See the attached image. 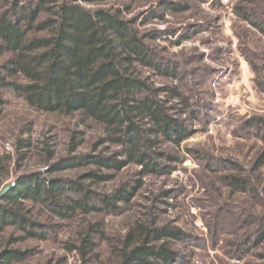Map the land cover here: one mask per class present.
Listing matches in <instances>:
<instances>
[{
    "label": "rangeland",
    "instance_id": "374dc122",
    "mask_svg": "<svg viewBox=\"0 0 264 264\" xmlns=\"http://www.w3.org/2000/svg\"><path fill=\"white\" fill-rule=\"evenodd\" d=\"M64 1L90 11L120 9L125 20L135 23L159 62L177 67L181 81L161 78L152 70L142 73L154 88L177 86L188 98L190 109L182 118L188 120L185 124L191 135L179 148L164 146L180 158L169 175L144 177L141 188L128 202L117 203L115 210L87 214L78 210L61 217L50 207L25 201L27 218L40 226L35 230L37 237L6 227L0 232V255L5 251L26 254L11 264H120L128 233L137 227H171L180 232L179 238L165 240L166 247L176 253L171 264H264V248L249 249L240 259L235 249L236 242L264 220V145L258 129L247 124L256 117L264 119V94L256 87V81H264V33L237 14L238 8H246L258 17L257 24L264 31V0ZM32 3L5 0L0 11ZM8 58L9 54H0V69ZM74 131L84 134L72 152ZM101 138V128L82 125L78 115L34 111L22 97L0 88L1 186L7 182L16 186L20 177L36 174L63 181L68 196L75 200L81 199V194L70 191L80 185L99 207V198L123 186L134 187L139 170L130 165L108 173L81 161L108 157L116 151L111 145H100ZM19 141L29 148L17 149ZM186 149L198 150L203 158L194 159ZM222 161L235 166L226 167ZM73 163L78 164L67 167ZM92 172L111 174L112 179L93 183L88 178ZM228 174L245 177L257 192L232 191L222 181ZM237 209L241 215L234 219ZM242 215L251 225L237 228ZM86 237L92 249L83 256L76 248Z\"/></svg>",
    "mask_w": 264,
    "mask_h": 264
},
{
    "label": "trees",
    "instance_id": "16d2710c",
    "mask_svg": "<svg viewBox=\"0 0 264 264\" xmlns=\"http://www.w3.org/2000/svg\"><path fill=\"white\" fill-rule=\"evenodd\" d=\"M4 1L0 0V7ZM238 9V17L264 33L255 14H249L246 8ZM134 24L122 17L120 9L90 11L64 0H33L28 7L0 11V54H9L0 69V88L22 97L34 111L78 115L82 125L89 123L101 128L99 144L111 145L116 151L108 157L82 158L87 165L108 173H118L130 165L139 168L134 187L123 186L99 198V207L91 202V193L78 184L70 191L81 194V199L75 200L68 196L69 188L61 180H46L36 174L20 177L17 185L0 198V232L15 227L27 237H37L35 230L40 226L24 212L27 200L50 207L61 217H69L78 210L86 214L100 209L115 210L117 203L128 202L134 191L141 188L144 177L169 175L172 164L179 163L174 150L164 146L179 148L190 137L185 124L188 120L182 118L190 103L177 86L154 88L142 70H152L171 81H181L182 76L174 65L159 62ZM256 82L257 89L264 94V81ZM192 115L195 116L194 112ZM247 124L258 129L257 136L264 145V119L256 117ZM83 134L72 133L70 151L77 150ZM27 148L26 142L17 143V149ZM186 153L194 159L203 158L198 150L186 149ZM222 162L226 167L235 166L230 161ZM88 178L100 183L110 181L112 175L92 172ZM222 181L232 191L247 195L257 192L250 188L249 180L239 175L228 174ZM240 211L235 210L234 219L241 215ZM242 217L237 228L251 225L248 217ZM179 237L180 232L171 227H137L123 241L120 264H171L176 253L166 247L165 240ZM158 242L161 244L150 245ZM254 248H264V220H259L236 242L237 259ZM76 249L87 256L92 249L89 237L82 239ZM25 257L18 251H5L0 255V264Z\"/></svg>",
    "mask_w": 264,
    "mask_h": 264
},
{
    "label": "water",
    "instance_id": "95a60500",
    "mask_svg": "<svg viewBox=\"0 0 264 264\" xmlns=\"http://www.w3.org/2000/svg\"><path fill=\"white\" fill-rule=\"evenodd\" d=\"M14 187H15V184L13 182L4 183L0 187V198H2L4 195L10 192Z\"/></svg>",
    "mask_w": 264,
    "mask_h": 264
}]
</instances>
